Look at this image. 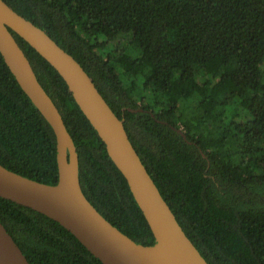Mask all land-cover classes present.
<instances>
[{
    "label": "trees",
    "instance_id": "1",
    "mask_svg": "<svg viewBox=\"0 0 264 264\" xmlns=\"http://www.w3.org/2000/svg\"><path fill=\"white\" fill-rule=\"evenodd\" d=\"M4 1L92 77L208 263L264 264V0L205 8L202 0ZM10 31L74 139L88 200L133 240L153 244L126 178L65 80ZM0 164L58 182L55 132L1 53ZM0 221L31 264H104L54 219L1 196Z\"/></svg>",
    "mask_w": 264,
    "mask_h": 264
},
{
    "label": "water",
    "instance_id": "2",
    "mask_svg": "<svg viewBox=\"0 0 264 264\" xmlns=\"http://www.w3.org/2000/svg\"><path fill=\"white\" fill-rule=\"evenodd\" d=\"M14 30L62 76L76 103L126 178L153 234L138 243L109 222L88 200L79 175V153L63 116L40 83ZM0 53L23 91L56 135L58 182L46 184L0 164V196L60 223L104 264H209L186 234L144 165L120 118L80 62L4 0H0ZM0 264H31L0 221Z\"/></svg>",
    "mask_w": 264,
    "mask_h": 264
},
{
    "label": "rangeland",
    "instance_id": "3",
    "mask_svg": "<svg viewBox=\"0 0 264 264\" xmlns=\"http://www.w3.org/2000/svg\"><path fill=\"white\" fill-rule=\"evenodd\" d=\"M209 1H210V0H202V1L199 2V5L201 6V8H205V7L209 4ZM132 22H133L134 24H138L137 19H132ZM136 27H137V26H136ZM121 40H122V37L119 39V41H121Z\"/></svg>",
    "mask_w": 264,
    "mask_h": 264
}]
</instances>
